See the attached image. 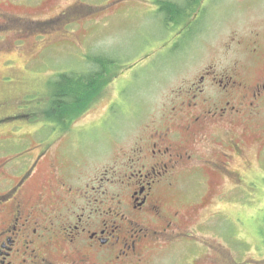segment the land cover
<instances>
[{
  "label": "rangeland",
  "instance_id": "1",
  "mask_svg": "<svg viewBox=\"0 0 264 264\" xmlns=\"http://www.w3.org/2000/svg\"><path fill=\"white\" fill-rule=\"evenodd\" d=\"M161 1L182 5L185 0H18L16 10L5 5L9 0H0L2 8L14 12L10 19L0 18V160L34 156L49 146L48 154L58 152L60 163L65 153V166L75 161L79 168L68 169L73 193L88 196L77 210L92 213L89 203L98 212L107 210L121 190L116 183L124 180L121 166L137 140L181 108L188 100L185 90L202 73L239 64L250 80L264 78V0H201L197 11L168 26L162 23ZM257 36L255 57L248 49ZM94 57L106 60L101 83L89 93L83 113L68 126L58 125L48 116L57 79L97 73L90 65ZM214 91L208 87L206 93ZM248 144L246 157L230 169L256 183L251 191L221 175L214 181L205 171L185 167L184 186L167 197V206L193 218L198 236L162 264H202L206 256L264 264V116ZM54 245L68 251L61 240Z\"/></svg>",
  "mask_w": 264,
  "mask_h": 264
},
{
  "label": "flooded vegetation",
  "instance_id": "2",
  "mask_svg": "<svg viewBox=\"0 0 264 264\" xmlns=\"http://www.w3.org/2000/svg\"><path fill=\"white\" fill-rule=\"evenodd\" d=\"M5 5L16 10L18 0ZM13 14L0 6V18ZM248 50L258 57V36ZM235 65L220 73H202L185 90L188 100L181 108H173L169 119L165 115L162 125L137 140L121 166L124 180L116 182L121 190L107 210H93L92 203V213L77 210L76 204L88 196L73 193L68 169L79 168L75 161L65 166V153L60 163L58 152L48 154L49 146L34 156L0 160V264H162L166 255L198 236L193 218L167 206V197L184 186L185 167L205 171L214 181L221 175L236 188L258 187L230 166L246 157L248 140L258 133L264 78L258 81L255 75L250 80ZM208 87L215 91L206 93ZM249 184L253 186L246 188ZM93 212L96 222L91 221ZM59 240L68 244L67 252L54 245ZM202 264L239 263L231 256H206Z\"/></svg>",
  "mask_w": 264,
  "mask_h": 264
},
{
  "label": "trees",
  "instance_id": "3",
  "mask_svg": "<svg viewBox=\"0 0 264 264\" xmlns=\"http://www.w3.org/2000/svg\"><path fill=\"white\" fill-rule=\"evenodd\" d=\"M200 3L201 0H185L182 6L174 2L161 1L157 5L160 13L165 15L162 20L163 25L168 26L171 22L178 25V20L187 15V11L191 9L193 12L197 11ZM92 62L91 68L96 69L97 73L94 72L92 75L62 74L57 79L51 92V105H49L52 113L48 116L50 119L56 117L58 125L68 126L79 114L83 113L90 100L89 93L93 94L97 90L96 85L107 65L106 60L95 59V57L92 58ZM65 129L64 127L61 130L65 131Z\"/></svg>",
  "mask_w": 264,
  "mask_h": 264
}]
</instances>
